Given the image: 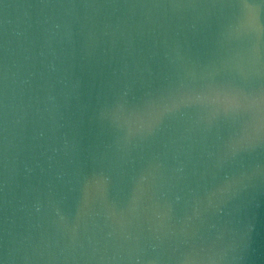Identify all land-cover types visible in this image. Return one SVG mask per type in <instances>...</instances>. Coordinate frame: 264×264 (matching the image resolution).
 Returning <instances> with one entry per match:
<instances>
[{
  "label": "water",
  "instance_id": "95a60500",
  "mask_svg": "<svg viewBox=\"0 0 264 264\" xmlns=\"http://www.w3.org/2000/svg\"><path fill=\"white\" fill-rule=\"evenodd\" d=\"M0 264H264V0H0Z\"/></svg>",
  "mask_w": 264,
  "mask_h": 264
}]
</instances>
